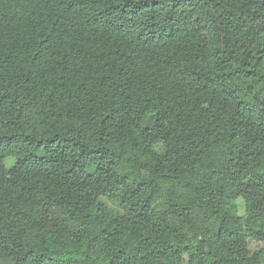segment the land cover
Listing matches in <instances>:
<instances>
[{"label":"trees","instance_id":"obj_1","mask_svg":"<svg viewBox=\"0 0 264 264\" xmlns=\"http://www.w3.org/2000/svg\"><path fill=\"white\" fill-rule=\"evenodd\" d=\"M250 239L264 0H0V264H264Z\"/></svg>","mask_w":264,"mask_h":264},{"label":"rangeland","instance_id":"obj_2","mask_svg":"<svg viewBox=\"0 0 264 264\" xmlns=\"http://www.w3.org/2000/svg\"><path fill=\"white\" fill-rule=\"evenodd\" d=\"M16 161L14 159H9L7 160V166L8 167H13L15 165ZM103 204H105L111 211H114L115 213L118 214H123V210L119 208L113 201H111L108 198H103L102 199ZM236 214L239 217H246L247 214V205L244 199H239L238 200V207L236 210ZM250 245L251 249L255 252L259 250L261 247H263L264 243L256 241L254 239H250Z\"/></svg>","mask_w":264,"mask_h":264}]
</instances>
